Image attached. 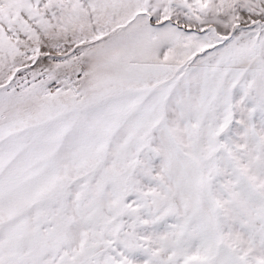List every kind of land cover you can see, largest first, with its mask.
<instances>
[{"label": "snow or ice", "instance_id": "snow-or-ice-1", "mask_svg": "<svg viewBox=\"0 0 264 264\" xmlns=\"http://www.w3.org/2000/svg\"><path fill=\"white\" fill-rule=\"evenodd\" d=\"M0 264H264V0H0Z\"/></svg>", "mask_w": 264, "mask_h": 264}]
</instances>
